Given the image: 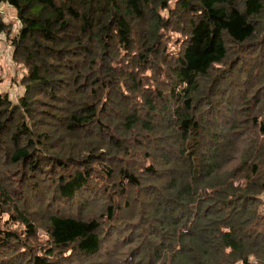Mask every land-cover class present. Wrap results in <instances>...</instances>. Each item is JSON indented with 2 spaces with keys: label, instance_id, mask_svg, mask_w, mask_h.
<instances>
[{
  "label": "trees",
  "instance_id": "1",
  "mask_svg": "<svg viewBox=\"0 0 264 264\" xmlns=\"http://www.w3.org/2000/svg\"><path fill=\"white\" fill-rule=\"evenodd\" d=\"M0 4V264H264V0Z\"/></svg>",
  "mask_w": 264,
  "mask_h": 264
},
{
  "label": "rangeland",
  "instance_id": "2",
  "mask_svg": "<svg viewBox=\"0 0 264 264\" xmlns=\"http://www.w3.org/2000/svg\"><path fill=\"white\" fill-rule=\"evenodd\" d=\"M0 16L5 20L11 19L14 16V10L0 4ZM0 63L2 65L0 92H7L15 99L21 92V89L15 81V78L20 76L21 70L13 68L11 63V49L5 44L3 36L0 37Z\"/></svg>",
  "mask_w": 264,
  "mask_h": 264
}]
</instances>
